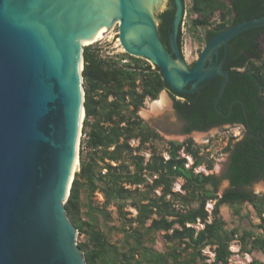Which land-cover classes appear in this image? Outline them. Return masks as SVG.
Returning a JSON list of instances; mask_svg holds the SVG:
<instances>
[{
	"label": "trees",
	"instance_id": "obj_1",
	"mask_svg": "<svg viewBox=\"0 0 264 264\" xmlns=\"http://www.w3.org/2000/svg\"><path fill=\"white\" fill-rule=\"evenodd\" d=\"M186 9L188 32L205 45L227 27L264 15V0H190ZM173 15L174 6L158 16L160 26H168V31H160L168 50ZM263 35L264 27L253 28L228 42L224 69L229 81L217 104L227 114L230 104L241 100L248 124L240 102L233 104L226 118L213 109L221 77L188 96L176 94L186 97L185 103L174 104L186 123V133L231 123L249 126L251 135L261 133L260 138L242 135L228 142L224 149L228 162L220 176L196 171L202 166L211 171L213 165L190 139L167 141L163 151L155 146L162 139L138 112L147 100L155 101L163 90H169L158 68L126 53L104 54L96 42L83 48L84 149L79 152L80 171L64 208L71 225L84 237L77 247L86 264H234L231 244L236 240L240 252L264 256V194L244 190L264 180ZM223 180L229 185L219 195ZM96 193L103 197L101 207L93 204ZM243 204L254 212L256 230H228L221 209ZM110 205L119 224L107 228ZM128 207L134 209V216L128 217ZM158 233H163L164 251L155 249ZM206 248L212 258L204 255ZM249 264L264 261L254 258Z\"/></svg>",
	"mask_w": 264,
	"mask_h": 264
},
{
	"label": "water",
	"instance_id": "obj_2",
	"mask_svg": "<svg viewBox=\"0 0 264 264\" xmlns=\"http://www.w3.org/2000/svg\"><path fill=\"white\" fill-rule=\"evenodd\" d=\"M160 0L105 3L112 16L102 26L90 0H0V264H86L75 243L77 230L64 204L80 171L77 139L84 119L83 48L78 36L113 26L123 53L158 68L166 86L195 93L214 78L222 81L213 109L229 81L223 68L228 42L264 27V15L229 26L211 38L190 67L179 47L183 0H173L168 50L160 40L153 10ZM91 45V44H89ZM224 50L221 58L220 51ZM81 65V68H80ZM246 135L260 138L261 133ZM77 157V171L72 166Z\"/></svg>",
	"mask_w": 264,
	"mask_h": 264
},
{
	"label": "rangeland",
	"instance_id": "obj_3",
	"mask_svg": "<svg viewBox=\"0 0 264 264\" xmlns=\"http://www.w3.org/2000/svg\"><path fill=\"white\" fill-rule=\"evenodd\" d=\"M190 0H186V8L189 5ZM167 7V0H160V4L154 8L152 11L154 16L157 19V16ZM187 10V9H186ZM189 15L185 14V18L183 19L182 24V45H181V52L184 55V58L188 65L194 63L199 55V52L203 48L204 44H200L199 42L195 41L193 35L188 32V22H189ZM217 19V16H215ZM264 42V35L262 37ZM99 47L102 48L104 54L108 55H115L119 53H123V49L119 45L117 40V29L112 27L110 28L109 33L106 36H103L98 42H96ZM164 96L167 100V105L165 108H161L158 105V101L161 97ZM172 97L166 91H162L155 101L147 100L143 108H141L138 112L139 116L143 119V121L149 125L152 129H154L161 137L162 141H158L155 143V146L158 150L163 151L166 147L167 141H175V142H183L185 140H192L193 143L202 149V153L206 154L209 159L212 160L213 169L211 171L206 170L203 166L198 168L196 171H203L206 174H215L220 176L223 168L226 163V159L228 154L224 152L225 147L227 146L228 142L232 139H239L243 134V129L241 127H221V128H212L205 132H198L193 131L189 134H185L182 131V125L176 114L173 110V101ZM145 112L148 115L143 116L141 113ZM82 129V128H81ZM83 138L80 137L79 144H78V156L79 152L82 151L83 148ZM133 146H137L138 142H132ZM85 152L87 150L85 149ZM148 158L149 154L147 151L141 152ZM166 156V154L164 153ZM191 163V161L189 162ZM180 186V181L176 183L175 189H178ZM264 186V180L256 182L249 187H246V191L253 192L255 194H264L263 191H258L257 187ZM228 188V182L223 180L219 186L218 194L221 195L224 190ZM103 197L101 194L96 193L95 197L93 198V204L95 206H100L103 204ZM211 206L212 203H209ZM239 210L240 214H236V211ZM107 211L111 213L109 220L106 223V227H113L119 224L117 221V214L115 208L110 205L107 207ZM126 212H130L131 215L128 217L134 216L135 211L134 209L128 207L125 209ZM250 211L249 216H245ZM221 215L223 220L225 221L226 228L232 229L234 227H238L241 231H249V230H256L254 224L256 222L255 214L247 204H243L238 207H223L221 209ZM114 233V232H113ZM76 241L75 243L83 241L84 237L79 236L78 232L76 233ZM114 238L119 239V235H115ZM165 240L161 233L157 234L155 249L158 251H164L165 249ZM231 251L233 255L231 257V262L234 264H249L252 259H258L260 261H264V256L259 252H253L252 254H244L240 252V246L238 241H234L231 244ZM204 255L209 257H213V253L209 248H206L203 251Z\"/></svg>",
	"mask_w": 264,
	"mask_h": 264
},
{
	"label": "bare ground",
	"instance_id": "obj_4",
	"mask_svg": "<svg viewBox=\"0 0 264 264\" xmlns=\"http://www.w3.org/2000/svg\"><path fill=\"white\" fill-rule=\"evenodd\" d=\"M112 0H90L91 3V9L94 12V20L91 21L89 19H86V17L83 19V27H90V28H94L96 26H102L106 21L109 20V18L112 16L113 10L109 7L106 6L105 3L107 4L108 2H110ZM141 4L143 6H147V5H151L152 4V0H140ZM111 27H107V29L104 30H100L97 31L96 33H94L93 35H80L78 36L80 43L84 44V45H89V44H93L95 42H98L103 36H106ZM81 68V65H80ZM158 105L161 108H165L167 105V100L165 99L164 96L161 97V99L158 101ZM143 116L148 115V113L142 112L141 113ZM83 118V110L81 108V115H80V124H79V133H78V139H77V145L76 148H78V144H79V138H80V125H81V120ZM73 171H77V157L75 156L74 162H73V166H72V172ZM258 191H263L264 190V186H259L257 187Z\"/></svg>",
	"mask_w": 264,
	"mask_h": 264
},
{
	"label": "flooded vegetation",
	"instance_id": "obj_5",
	"mask_svg": "<svg viewBox=\"0 0 264 264\" xmlns=\"http://www.w3.org/2000/svg\"><path fill=\"white\" fill-rule=\"evenodd\" d=\"M224 1H226V2H228V0H224ZM183 2H184V6H185V10H184V17H183V19L185 18V14H186V0H183ZM174 4H173V0H167V7L162 11V12H164L165 10H167V9H170L172 6H173ZM161 12V13H162ZM160 13V14H161ZM159 16V15H158ZM157 16V29H158V34H159V37H160V31L162 30H165V29H167V31H168V26H166V25H164V26H160L161 25V19L159 18ZM182 24H183V20H182ZM182 24H181V26H180V29H179V37H181V31H182ZM170 28H171V25H170ZM117 29V28H116ZM161 40V39H160ZM163 43V42H162ZM164 44V43H163ZM165 46V45H164ZM180 50H181V46H180ZM221 52V51H220ZM226 60V59H225ZM224 64H225V61H224ZM190 66V65H189ZM190 67H192V66H190ZM223 68H224V65H223ZM163 91H166L167 93H169V95L172 97V101H173V110H174V112H175V114H176V117L178 118V120L180 121V123H181V125H182V131L185 133V134H189V133H186L185 132V129H186V123H185V121L183 120V118L181 117V115L176 111V109L174 108V104H175V102L176 101H179V102H181V103H185V101H186V97H184V96H188V95H190L189 93H187V94H182V95H184V96H180V95H176V94H178V93H173V91H171L170 89L168 90V89H165V90H163ZM149 126V125H148ZM226 126H228V127H241L242 129H243V134L242 135H246V128H244L243 126H241V125H235V124H225V125H220V126H218V127H214V128H221V127H226ZM151 128V127H150ZM212 129V128H211ZM210 130V129H209ZM208 131V130H207ZM193 132V131H192ZM191 133V132H190ZM247 136V135H246ZM242 137V136H241ZM240 137V138H241ZM227 162H228V156H227V159H226V163H225V166H224V168H223V171H222V173L225 171V169H226V166H227ZM221 173V174H222ZM228 182V181H227ZM228 185H229V183H228ZM244 190H246L245 188H244Z\"/></svg>",
	"mask_w": 264,
	"mask_h": 264
},
{
	"label": "built area",
	"instance_id": "obj_6",
	"mask_svg": "<svg viewBox=\"0 0 264 264\" xmlns=\"http://www.w3.org/2000/svg\"><path fill=\"white\" fill-rule=\"evenodd\" d=\"M80 137H82L83 139H85V135L82 134V132L80 133ZM80 139V138H79ZM207 207L211 208L210 205H207Z\"/></svg>",
	"mask_w": 264,
	"mask_h": 264
},
{
	"label": "crops",
	"instance_id": "obj_7",
	"mask_svg": "<svg viewBox=\"0 0 264 264\" xmlns=\"http://www.w3.org/2000/svg\"><path fill=\"white\" fill-rule=\"evenodd\" d=\"M162 234V236H163V233H161Z\"/></svg>",
	"mask_w": 264,
	"mask_h": 264
}]
</instances>
